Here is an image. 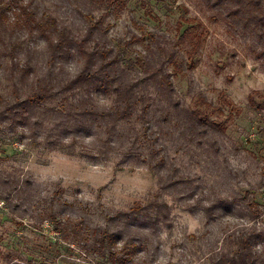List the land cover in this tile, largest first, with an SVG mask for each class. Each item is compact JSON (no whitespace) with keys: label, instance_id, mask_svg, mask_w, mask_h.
<instances>
[{"label":"rangeland","instance_id":"rangeland-1","mask_svg":"<svg viewBox=\"0 0 264 264\" xmlns=\"http://www.w3.org/2000/svg\"><path fill=\"white\" fill-rule=\"evenodd\" d=\"M25 1L78 34L105 12L97 0ZM105 15L101 23L105 39L132 77L145 83L150 99L149 146L165 157L168 169L176 168L185 178L178 188L190 189L197 201L179 197L177 190L161 191L156 175L142 159L147 153H125L118 135L136 130L141 136L140 121L118 123L108 147L101 145L108 121L86 126L73 149L49 147L46 131L60 124L58 112L71 111L79 98L57 99L41 107L39 127L0 126V182L9 177L22 186L28 184L9 201L0 197V264H109L82 247L69 226L63 232L56 222L78 217L91 227L112 230L108 220L117 212L154 197L168 205L170 226H160L155 234L146 231L147 250L128 264H221L219 254L234 249L233 233L254 223L264 229V51L254 37L196 0H127L122 11ZM180 18L195 20L202 30L191 70L187 68L189 42L179 36L193 24L183 23L177 31ZM143 31L152 37L126 45L132 35ZM31 46L35 48L32 61L41 64L42 41L33 40ZM168 54L186 66L174 71L164 63L161 68L172 83L176 110L147 76ZM146 59L152 62L148 68L141 64ZM67 65L73 70L75 61L69 59ZM15 96L2 58L0 105ZM93 98L101 106L112 100L102 93H93ZM194 110L223 130L189 128L184 111ZM211 203L214 208L206 210ZM253 209L255 218L250 214ZM49 214L58 221L53 222Z\"/></svg>","mask_w":264,"mask_h":264},{"label":"trees","instance_id":"trees-1","mask_svg":"<svg viewBox=\"0 0 264 264\" xmlns=\"http://www.w3.org/2000/svg\"><path fill=\"white\" fill-rule=\"evenodd\" d=\"M97 1L105 10L102 18L86 27L84 34H78L32 2L0 0V60L3 58L5 61L12 91L17 95L0 105V126L8 129L32 125L39 127V115L43 113L41 107L44 104L57 99L67 102L69 97L78 95L77 104L71 111L58 112L61 123L46 131L44 139L49 147L73 149L74 143L82 140L81 131L97 121H108L105 137L101 139V145L108 147L118 123L129 122L131 119L140 121L141 136L136 130L126 136L118 135L125 147V153H147V157L142 159L148 169L156 175L159 189L165 192L177 190L179 197L187 196L196 202L190 189L189 191L178 188L180 183L185 182V178L176 168L168 169L165 157L159 154L158 149L149 146L151 140L147 134V116L150 99L145 95V83L132 77L127 66L121 63L119 54L105 39L101 28L105 14L122 11L127 0ZM196 1L207 10L223 15L232 27H240L246 35L254 37L264 51V0ZM183 11L188 12L186 8ZM187 22L193 26L189 30L187 28L179 37L186 38L189 42L187 68L191 70L194 68L192 60L202 43V30L198 22L194 24L195 20L180 18L177 31ZM145 37L151 38L152 33L143 31L139 36L132 35L126 45L141 42ZM36 39L43 43L41 52L45 59L41 64L32 61L35 48L31 44ZM156 46L162 49L160 43L157 42ZM167 56L161 59L160 65L148 72L147 76L176 110L177 103L172 99V83L169 75L162 72L161 68L164 63H169L174 71H182L186 66L174 62L171 54ZM69 59L75 61L73 70L68 68ZM141 64L148 68L152 62L146 59ZM22 91L24 94L20 98L18 94ZM93 93L111 96L110 105H99L94 100ZM253 100L254 95H251L249 101L253 103ZM207 106L210 107V104ZM184 112L187 125L191 129L223 130L222 126L212 122L200 110ZM29 133L34 136L33 129H30ZM66 136H69L68 142H65ZM0 183V197L3 201H9L14 192L20 193L19 189L24 191L25 185H28L27 181L22 186L9 177L3 178ZM15 201L13 205L17 207ZM212 208L213 203L209 204L206 210L211 211ZM250 214L255 218L257 210L253 209ZM48 218L53 222L58 221L57 217L51 214ZM66 219L61 218L56 224L63 228V232H66L69 226L70 233L79 239L82 247L93 250L109 264L130 263L138 252L147 250L149 236L145 234L146 231L155 234L160 226H170L168 205L158 197L150 199L144 205L137 204L127 211L117 212L108 220L112 230L100 226L91 227L84 219L78 217ZM231 240L234 249L229 253L219 254L218 260L221 264H264L263 228L254 223L233 233Z\"/></svg>","mask_w":264,"mask_h":264}]
</instances>
